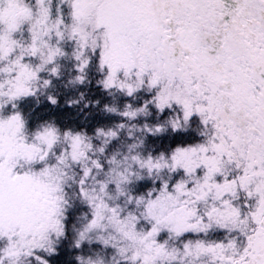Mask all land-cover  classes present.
<instances>
[{
	"label": "snow or ice",
	"instance_id": "6c2138e0",
	"mask_svg": "<svg viewBox=\"0 0 264 264\" xmlns=\"http://www.w3.org/2000/svg\"><path fill=\"white\" fill-rule=\"evenodd\" d=\"M0 264H264V0H0Z\"/></svg>",
	"mask_w": 264,
	"mask_h": 264
}]
</instances>
